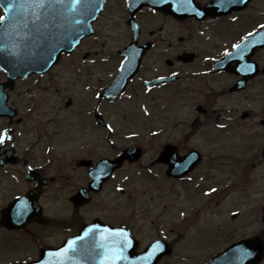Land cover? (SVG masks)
<instances>
[{"label": "rangeland", "instance_id": "obj_1", "mask_svg": "<svg viewBox=\"0 0 264 264\" xmlns=\"http://www.w3.org/2000/svg\"><path fill=\"white\" fill-rule=\"evenodd\" d=\"M251 10L258 11V18L253 24H246L243 16ZM251 10L248 9L242 19L227 21L226 26L221 24L223 30L217 35L212 33L218 30L215 26L207 31L186 22L163 21L161 25L163 31L171 33L172 44L177 47H204L210 53L214 49V54L219 55L225 48L234 46L240 34L264 20L261 15L264 0H255ZM121 15V6L107 7L97 25V36L82 46L91 51L85 58L88 61L81 62L76 52L46 75L30 77L17 84L11 98L22 106L25 121L11 127L14 131L8 143L15 138L20 151L27 153L23 149L32 142L43 145L50 139L55 146L61 144L70 149L73 145L76 156L95 158L113 154V146H142L146 151L143 159L137 164L124 165L104 191L81 211H91L89 217L108 214V220L114 223L127 218L141 248L166 235L173 242V249L169 257H163L158 264H202L230 243L264 233V164L252 167L249 162L251 167L245 171L244 152V159L239 156L235 159L242 143V128H258L256 143H253L256 148L264 139V125L259 122L264 119V82L257 79L246 91L231 93L228 85L235 76L228 73L204 76V86L201 79H187L181 83L182 87L188 84L199 87V93L187 99L181 93L170 96L165 89L147 93L137 80L120 99L102 100L97 94L112 76L117 58L107 62L100 59L116 54L127 42ZM144 26L146 30L152 27L151 23ZM179 35L184 38L180 44ZM198 39L202 41L195 44ZM165 44L159 43L156 48ZM258 58L264 62V51ZM92 61L94 63L90 64ZM151 65L149 62L148 66ZM148 68L141 74L140 81L150 74ZM3 77L0 73V79ZM67 99L71 100L70 106L65 105ZM198 104L207 111L211 109L212 113L199 114ZM96 110L109 125L108 131L94 122ZM244 112L249 115L242 119ZM5 125L6 122L0 120V135ZM168 142L178 145L181 153L194 147L204 155L202 164L183 181L167 179L162 167L151 164L161 146ZM0 185L1 202L13 186L6 176L0 177ZM53 186L57 188L58 184ZM61 199L48 200L49 211H62ZM8 249L7 245L0 251V264L36 256L35 248L29 250L28 255ZM259 264H264V257Z\"/></svg>", "mask_w": 264, "mask_h": 264}, {"label": "flooded vegetation", "instance_id": "obj_2", "mask_svg": "<svg viewBox=\"0 0 264 264\" xmlns=\"http://www.w3.org/2000/svg\"><path fill=\"white\" fill-rule=\"evenodd\" d=\"M199 5L203 6L210 0H195ZM143 12V13H142ZM143 16L147 17L148 20L154 23H161V21H171L177 23H189L188 25L194 26L204 23H217L221 30V15L218 16H207L202 20H199L195 16L186 17L184 19H178L173 15L166 14L163 11H153L148 9L147 7H143L141 12ZM248 18L254 19L253 13H248ZM159 21V22H157ZM159 25V24H158ZM158 32H161L162 26H158ZM156 32L150 31L149 35L152 38L150 40L151 44L154 42H162V38L160 33L158 39L155 40L154 35ZM162 33V32H161ZM165 40L167 43V47L169 49V53H172L173 45H172V37L170 32H165ZM144 35H140V42L147 41ZM192 39V38H191ZM178 42L183 41V36L179 35L177 38ZM179 44V43H178ZM174 47H177L175 45ZM175 49V48H174ZM177 50V49H176ZM149 53V52H148ZM146 53L143 59L146 58ZM184 53H192L193 57L190 62L179 61L178 57ZM215 50L213 49L212 53L208 51L207 48L197 47L191 49H181L180 51H175L169 58L166 57L165 68L159 73L158 77H168L170 75H176V82H174L173 90L171 93L177 94V88H175L176 83L183 82L184 80L191 79H201V86H204L203 82L205 77L200 73L201 68L206 69L212 75L215 71H213V65L215 63ZM203 57L207 59L202 60ZM159 58L160 55H159ZM167 60L169 62H167ZM180 67V68H179ZM186 67L188 70L186 74L178 73L176 74L174 71H178ZM215 73H221L215 72ZM171 84L167 83L164 85H160L161 87H169ZM175 88V89H174ZM199 87L193 85H186V87H182V91L180 92L182 95L187 96V99L192 98L194 95H197L199 92ZM212 113V112H211ZM208 111L204 112V116L208 115ZM249 113L246 114V116ZM257 127H245L242 129L241 141L242 144L239 147L251 148L254 147L252 142L256 140L254 138L257 135ZM58 148L51 147L50 149H46L47 147H39L33 149V151H28L24 157L21 155V160H17L14 165H8V163L2 164L0 166V170L8 167H13V173L16 177V182L9 178V183L12 184V189L6 194L5 200L0 202V251L3 252L6 246H9L8 250L14 249L17 253H27L29 250L35 248L36 256H33L27 259L30 255L27 253L26 259H20L19 261H32L39 257L40 252L44 248H58L61 247L65 242L70 240L71 238H75L77 236H86L88 233V237L91 239L93 243L88 245H95L96 247H107L110 246V238L114 236H121L120 230L129 229L131 234L136 237L133 229L129 226V222L127 218L118 220V223H114L113 221L108 220V214H102V216H94L89 217L91 215V211H81L82 208H86L93 202V200L104 191L108 182L102 186L100 192H94L89 190V197L86 200L87 202L76 205L71 200V197L75 195L79 189L88 188L90 177H89V169L92 165H94V157L92 156H76L74 148L64 149L63 145H58ZM4 150L5 148L2 147ZM163 145L159 149L157 155L161 152ZM0 149V158L4 155V150ZM260 154L255 155L258 157ZM115 155H112L113 157ZM2 160V159H1ZM82 160H90L91 165H82ZM258 162L261 164L264 160H259ZM162 168L165 169L166 165L163 163L158 164ZM52 169V171H50ZM68 173L66 174V171ZM29 173L28 177L24 173ZM66 174V175H65ZM174 180V179H172ZM58 184V187L55 188L53 185ZM1 189V187H0ZM17 196L27 197L26 201L29 203V209L27 211H22L24 216L16 219L15 215H3L2 212L6 211L3 209L4 205ZM62 198V199H61ZM50 199H61L64 202V206L62 205V211H49L50 206L47 202ZM96 212V211H95ZM98 214V212H96ZM3 215V216H2ZM5 222L9 225L17 224V229H8L2 225V222ZM99 222L103 224L100 226V229L95 226L90 229H94V231L89 232L90 229H86L90 224H96ZM19 227V228H18ZM86 229V230H85ZM100 230V231H99ZM116 230V233L115 231ZM84 234H82V232ZM100 238V240H98ZM139 241V239H138ZM173 243V242H171ZM81 246H87L85 241H82ZM89 249V247H87ZM139 249V245H138ZM90 250V249H89ZM139 250H137L138 252ZM95 253H100L101 257H103L102 261L105 264H124L121 263V256H108V251L104 249H95ZM114 260L117 261L114 262ZM94 264H99V262H95Z\"/></svg>", "mask_w": 264, "mask_h": 264}, {"label": "water", "instance_id": "obj_3", "mask_svg": "<svg viewBox=\"0 0 264 264\" xmlns=\"http://www.w3.org/2000/svg\"><path fill=\"white\" fill-rule=\"evenodd\" d=\"M223 1L225 3H223L222 5H225L226 6L225 8H229V7L232 8L233 4L238 2V0H223ZM65 2H66L65 6H62L60 4L59 16H58L60 20V24L57 25L56 30L55 27L53 29L54 34L55 32L57 31L58 32L55 36H52L50 42L48 41L47 43L49 50H53L51 51L52 54L47 53V51L45 50H42L41 52L30 53L29 55L24 52H14L10 57V59L6 58V56L4 55L0 56L1 65H3L4 66L3 68L6 71H9L10 73L9 81H12L17 76L25 75L29 71L43 72L47 68H49L53 63H56L60 56L61 51L63 50L68 51L70 47L73 46L74 44V38L78 40L82 36V34L85 33L83 28H85V26L88 27V16H90V14L93 12L91 19L94 18L96 13L101 9L103 0H79V3H74L73 0H65ZM235 6L238 7V5ZM6 8L10 9L9 5ZM8 26L9 28L7 29V35L11 32V29L14 28V25L11 23ZM18 31L20 34L21 33L20 30ZM23 38H25V36H23ZM256 39L257 40L262 39L261 41L263 43H261V41L257 42L255 40L253 42V45L242 53L241 51L246 48L245 47L246 42L241 44L238 49L237 48L235 49L234 55L237 58L240 57L243 58L240 67L244 71L250 70L246 60V58H248L247 54L250 52V49L252 50L251 52L252 54L255 50V46H258L259 44H264V38L262 36H258ZM4 41L5 39H3V41L0 40V42H4ZM51 41H56V42H51ZM221 67L223 68L224 66ZM245 73L247 74L246 76H252L255 72H253V70H250V71H245ZM0 96H1V105L4 108L6 97L5 95L2 94ZM131 152L132 150H125L122 153V155L119 157V160H122L127 155L131 156L130 157L131 160L136 158L133 157L134 153ZM166 160L169 162L170 173L180 176L186 173L187 171H189L196 164L198 159H196L195 156L190 155L188 157H185L184 159H179L176 156H172L170 159H166ZM119 165L120 163L118 162V160H116V163L114 165H109V164L106 166L99 165L98 168L93 171L95 174L94 176L95 179L106 178L108 172L104 174H99L98 172L103 173L106 170V168H108L109 171L110 169L112 170L117 168ZM263 250H264V245L258 238L254 237L246 240H241L239 242L233 243L220 254L215 255L208 264H255L259 262L260 259L262 258Z\"/></svg>", "mask_w": 264, "mask_h": 264}, {"label": "snow or ice", "instance_id": "obj_4", "mask_svg": "<svg viewBox=\"0 0 264 264\" xmlns=\"http://www.w3.org/2000/svg\"><path fill=\"white\" fill-rule=\"evenodd\" d=\"M73 2H74V3H79V0H73ZM11 6H12V5H11V3H10L9 7H11ZM3 20H5V17L0 16V21H3ZM261 27L264 28V25H262ZM249 35H252V33H249ZM233 47L238 49V48L240 47V45H234ZM225 55H230V53H227V52H226ZM3 143H4V136H0V144H3ZM213 191H215V189H213ZM92 231H94V229H90V230H89V232H92ZM85 235L87 236L88 233H86ZM125 242H126V241H125ZM158 246H159V245H157V247H158ZM69 251H72V252H75V251H76V249L73 247L72 244H70L69 248L64 249L63 252L58 253V254H56V255L59 256V257H64L65 254L68 253ZM117 255H120V253H117ZM121 258H122V256H121Z\"/></svg>", "mask_w": 264, "mask_h": 264}]
</instances>
